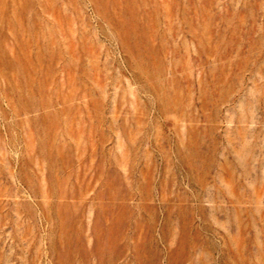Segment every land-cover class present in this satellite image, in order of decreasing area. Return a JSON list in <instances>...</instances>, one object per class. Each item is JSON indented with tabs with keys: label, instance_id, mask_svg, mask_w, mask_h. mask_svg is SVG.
Here are the masks:
<instances>
[{
	"label": "rangeland",
	"instance_id": "obj_1",
	"mask_svg": "<svg viewBox=\"0 0 264 264\" xmlns=\"http://www.w3.org/2000/svg\"><path fill=\"white\" fill-rule=\"evenodd\" d=\"M0 264H264V0H0Z\"/></svg>",
	"mask_w": 264,
	"mask_h": 264
}]
</instances>
